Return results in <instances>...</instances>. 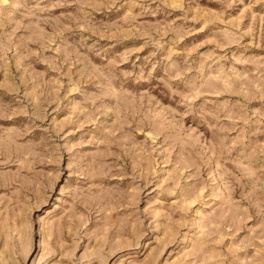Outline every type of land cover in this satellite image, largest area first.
<instances>
[{
  "label": "rangeland",
  "instance_id": "rangeland-1",
  "mask_svg": "<svg viewBox=\"0 0 264 264\" xmlns=\"http://www.w3.org/2000/svg\"><path fill=\"white\" fill-rule=\"evenodd\" d=\"M0 264H264V0H0Z\"/></svg>",
  "mask_w": 264,
  "mask_h": 264
},
{
  "label": "bare ground",
  "instance_id": "bare-ground-1",
  "mask_svg": "<svg viewBox=\"0 0 264 264\" xmlns=\"http://www.w3.org/2000/svg\"><path fill=\"white\" fill-rule=\"evenodd\" d=\"M2 1V0H1Z\"/></svg>",
  "mask_w": 264,
  "mask_h": 264
}]
</instances>
